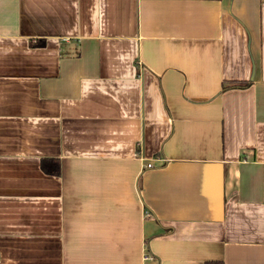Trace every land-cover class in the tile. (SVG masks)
<instances>
[{
	"label": "crops",
	"instance_id": "obj_1",
	"mask_svg": "<svg viewBox=\"0 0 264 264\" xmlns=\"http://www.w3.org/2000/svg\"><path fill=\"white\" fill-rule=\"evenodd\" d=\"M215 261L264 264V0H0V264Z\"/></svg>",
	"mask_w": 264,
	"mask_h": 264
},
{
	"label": "trees",
	"instance_id": "obj_2",
	"mask_svg": "<svg viewBox=\"0 0 264 264\" xmlns=\"http://www.w3.org/2000/svg\"><path fill=\"white\" fill-rule=\"evenodd\" d=\"M203 1H208V0H203ZM211 1H218V0H211ZM249 85H250L249 81H244V80H242V81H231V82H227V83L222 84L221 89L224 92V91H227L228 89H243V88L248 87ZM54 163L56 164L57 161L54 160ZM57 170H55L54 173L57 174ZM43 171L47 172L46 169H44V167H43ZM205 264H222V262L221 261L206 262Z\"/></svg>",
	"mask_w": 264,
	"mask_h": 264
},
{
	"label": "built area",
	"instance_id": "obj_3",
	"mask_svg": "<svg viewBox=\"0 0 264 264\" xmlns=\"http://www.w3.org/2000/svg\"><path fill=\"white\" fill-rule=\"evenodd\" d=\"M145 167H146V168H149V167H151V164H148V165H146Z\"/></svg>",
	"mask_w": 264,
	"mask_h": 264
}]
</instances>
